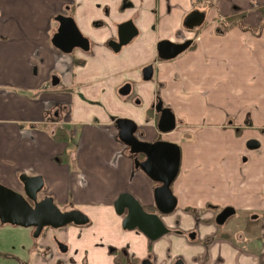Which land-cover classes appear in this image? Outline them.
I'll return each instance as SVG.
<instances>
[{"label":"crops","instance_id":"1","mask_svg":"<svg viewBox=\"0 0 264 264\" xmlns=\"http://www.w3.org/2000/svg\"><path fill=\"white\" fill-rule=\"evenodd\" d=\"M202 1L0 0V183L23 192L20 174L41 176V198L86 208L97 221V231L87 234L91 243L102 228L119 233L117 196L128 192L152 206L156 185L134 167L114 120H133L152 142L158 118L149 108L160 99L175 115L178 136L187 137L185 150L179 146L180 166L181 156L187 161L176 185L185 205L159 217L169 229L197 230V241L165 234L152 242L155 263L170 264L183 253L187 264H264V23L257 8L264 0H207L220 11L198 28L185 27ZM239 11L246 12L247 28L224 29L222 18ZM58 14L74 18L90 42L87 52L63 53L52 44ZM130 19L138 34L112 51L108 42L116 39L117 25ZM162 39L192 43L161 60L156 45ZM146 65L152 66L149 80L142 77ZM125 83L130 93L121 96ZM62 125L70 129L69 141L52 136ZM250 140L258 145L249 148ZM67 151H74V161L60 159ZM259 203L258 247L246 249L219 234L215 209ZM20 229L30 256L21 260L48 264L50 235L34 238L32 228ZM125 237L131 252L145 254L144 234L126 230Z\"/></svg>","mask_w":264,"mask_h":264},{"label":"water","instance_id":"2","mask_svg":"<svg viewBox=\"0 0 264 264\" xmlns=\"http://www.w3.org/2000/svg\"><path fill=\"white\" fill-rule=\"evenodd\" d=\"M204 20V15L194 11L184 19V26L194 28ZM58 27L51 37L52 44L63 53H71L74 49L87 52L90 42L77 27L74 18L70 15L58 14L55 16ZM138 29L130 19L117 25V37L109 41L108 46L114 52L127 45L136 35ZM192 43L185 40L180 43L166 39L158 41L156 45L158 58L170 60L184 52ZM152 75V66L142 70L144 80H149ZM56 79V78H55ZM58 80L52 78V85ZM118 93L126 96L130 93V85L125 84ZM159 113L156 128L159 132H169L176 127V118L169 107L163 105L160 99L152 106ZM114 124L118 131L119 140L129 148L130 154H141L144 158H134L135 168L141 169L151 180L159 183L153 189L154 205L159 213L168 214L177 205V198L173 194L171 185L178 175L180 168V147L178 144L163 141H145L136 136L137 124L127 118H116ZM258 143L250 140L249 148H254ZM23 192H18L0 183V224H10L24 228H32V236L38 238L44 227L58 228L68 223L85 224L88 216L79 209L61 210L53 197L45 195L39 197L44 189V179L41 176H28L24 173L18 176ZM113 208L118 216L125 211L126 215L121 220L123 230L137 229L149 241H154L168 229L164 226L157 213L147 212L143 206L128 192L120 193L113 202ZM234 208L226 206L216 215L215 222L222 225L232 214ZM141 264H152L150 259H144Z\"/></svg>","mask_w":264,"mask_h":264},{"label":"flooded vegetation","instance_id":"3","mask_svg":"<svg viewBox=\"0 0 264 264\" xmlns=\"http://www.w3.org/2000/svg\"><path fill=\"white\" fill-rule=\"evenodd\" d=\"M122 86H120V88ZM154 103H156V101ZM151 109L158 118L159 113H156L153 107ZM135 134L139 139L143 140V137L139 131H136ZM131 155L133 157V160L134 158H137L138 160H142L144 158L141 154H131ZM153 182L155 183V185L159 184L155 181ZM70 204L72 205L73 203ZM143 208L147 212L157 213L159 216L162 214L157 211L155 205L143 206ZM70 209H77V208L70 207L64 210H70ZM83 213H85L88 216V221L85 224H75L71 222L58 228H52V227L43 228L41 235L39 237L45 234H49L50 239L54 244V250L51 252L48 264H141V261L144 259H150L152 264H157L155 263L153 258V254H154L152 250L153 241L149 242L145 254L143 256L140 255L138 256L136 252L130 251L129 245L126 242V237H125L126 230H123L122 228L117 234L114 233L113 230L111 229L102 228L101 235L98 237L97 240L91 243V241H89V235L87 236V234L90 232L92 235L94 234V232L97 231L96 228H98V225L95 224L97 221H95L86 211H84ZM125 215H126V211L121 216L118 215L117 216L120 218V220H122V218ZM103 222L106 221L103 220L102 223ZM215 224L217 226L219 225L216 222ZM167 229L168 232L164 233L162 236L171 232L176 236H183L190 243L197 241V230L194 229L184 230L179 227H175L174 229H169V228ZM221 235L227 236L226 234H221ZM209 240L210 238L207 239V241ZM184 250L186 249L184 248ZM16 263L31 264L30 262L24 260H21ZM170 264H187V259L184 257L183 253H181L175 258H173Z\"/></svg>","mask_w":264,"mask_h":264},{"label":"rangeland","instance_id":"4","mask_svg":"<svg viewBox=\"0 0 264 264\" xmlns=\"http://www.w3.org/2000/svg\"><path fill=\"white\" fill-rule=\"evenodd\" d=\"M218 9L220 11V7L219 8L212 7L211 2L205 0L202 2H198L196 4V10H193L192 12L197 11L202 13L205 18V21L203 23L206 24V22L208 21V16H210L213 11H217ZM147 66L149 65H146L143 68ZM150 109L151 107L149 108V110ZM176 128L177 127H175L172 131L169 132H158V137L156 138V140H163V141L176 143L180 147H182V150H185V147L183 148V145L185 144L184 141L187 140V137L183 132H182V136L179 137L177 132H180L179 131L180 129L179 128L176 129ZM186 161H187V156L186 157L184 155L181 156V166H180L181 170H183L182 168L184 167ZM180 173L171 185L173 193L178 198V204L177 207L174 209V211L177 210L178 207L185 205L184 197L183 195H181V193H179L176 187L178 180L180 178ZM70 203L71 202H69L66 205H58V207L62 210L70 207H75L82 212L86 210V208H82L81 206H76L74 204L71 205ZM258 205L260 207H257L256 209H245V210L237 209L235 213L232 214L225 221L224 224L218 225L219 234L220 235L226 234L231 240H233L237 244H240L246 249L253 250L256 247H258L261 244L262 232H261V222L260 220L256 219V217L260 215L261 213L260 210L263 209L261 208L263 204L259 203ZM221 209L220 208L215 209L216 214ZM168 214H164V215H168ZM22 230L24 229H20V227L17 226H13L9 224H0V264H18L16 262L21 261V259H25V260L29 259L28 257L30 256L28 254L29 251L28 245L26 244V242L25 243L20 242V241H25L21 238ZM148 244L149 241L146 244V249L148 248ZM141 252L142 251H140V253H137V255L141 256Z\"/></svg>","mask_w":264,"mask_h":264},{"label":"trees","instance_id":"5","mask_svg":"<svg viewBox=\"0 0 264 264\" xmlns=\"http://www.w3.org/2000/svg\"><path fill=\"white\" fill-rule=\"evenodd\" d=\"M257 8L262 12L263 14V21L262 24L264 23V4L258 5ZM246 12L245 11H239L236 13H233L231 15L225 16L222 18V24H224V29H229L230 27L233 26H240L243 28H247V26L244 24L243 18L245 17ZM69 132L70 129L68 126H58L56 127L55 131H52V136L54 137L55 140H67L69 141ZM74 151L70 152L67 151L66 153L63 154V157L60 159L65 161V160H73L74 161Z\"/></svg>","mask_w":264,"mask_h":264}]
</instances>
